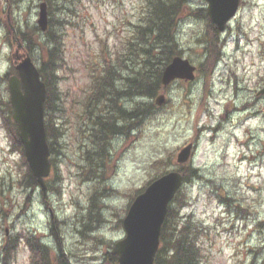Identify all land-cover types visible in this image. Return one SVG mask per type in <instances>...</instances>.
<instances>
[{"label": "rangeland", "instance_id": "rangeland-1", "mask_svg": "<svg viewBox=\"0 0 264 264\" xmlns=\"http://www.w3.org/2000/svg\"><path fill=\"white\" fill-rule=\"evenodd\" d=\"M41 2L6 0L7 7L0 10V26L6 29V22L15 31L20 28L22 32L31 34L34 41L32 49H44L37 43L38 34L35 35L32 29L37 19L34 24L31 22L33 15L38 18ZM144 5L145 0H58L47 7V24L51 34L56 27H60L57 22L67 23L58 33L65 49V64L58 73V90L65 112L55 122L58 124L55 129L59 131L56 130L58 136L54 139L45 197L39 187L25 185L28 167L24 155L12 147L13 142L3 126L0 112V129H3L4 139L9 144L6 157L0 156V234L4 237L0 246V259L4 258L6 249L11 248L7 264H31L34 256L26 239L36 238L40 243L42 235L34 233L36 228L45 223L43 217L47 219L48 234L56 245L54 252L47 247L52 264H72L70 248L73 246L72 238L76 236L79 240L75 244L84 253L82 259L94 262V253L103 241L96 238L93 242L89 234L105 222L100 212L109 206L102 204L101 199L114 195V190L107 182L119 171L117 161L124 159L131 144L142 136L143 132L138 130L144 129L157 117L165 124L172 121L175 127L176 121L172 117L177 113L191 125L187 130L188 139L182 147L191 144L194 153L183 166L175 162V157V166L177 169L184 167L186 172L189 169L197 170V179L203 182V186L213 189L206 195L194 186L189 191L186 187L189 179L177 196L179 224L190 221L200 231L198 239L204 255L201 264H213L215 258L212 250L221 251L216 246L222 238L237 243L233 257L251 256L249 264H256V259L264 254V219L261 218L264 214V203H261L264 200V113L260 111L259 117H253L249 107L253 102L251 85L254 86L258 64L254 54L256 49H264V32L256 28L245 30L243 25L235 28L230 26L238 14L251 13L255 16V5L250 6L247 0H240L235 17L228 23L227 29L219 34V42L214 48L206 49L209 44L207 21L197 18L191 11L201 8L206 10L207 5L203 0H194L179 16L178 25L190 20L203 22L202 35L195 41L197 48L189 49L186 58L198 69L195 79L191 82L176 81L166 89L161 88L152 100H146L152 103L151 112L137 120L135 127L131 121L127 122L126 127L123 123V131L111 137L102 152L91 144L89 133L83 134L87 121L84 115L85 93L90 88L93 69L103 63H114V66L120 64L118 67L121 72H131V57L123 56L124 60L117 63V53L122 54L123 49H131V31L139 22ZM5 38L10 42L9 60L12 67L4 75H11L12 54L16 44L7 35ZM224 49H227L229 58H224ZM233 49L238 50L235 52ZM180 51L184 57L183 50ZM30 56L36 63L37 59L45 55L41 51L39 56L33 53ZM219 57L220 60H217ZM2 77L0 101H6L8 94L6 97L3 88L4 85L7 87V83ZM169 90L175 93V100L169 97ZM160 94L164 95L165 101L157 106L155 98ZM238 100L243 103H232ZM226 126H231V132L221 137ZM88 152H94V155ZM206 161L209 162V168H215L218 176L225 171L228 173L227 176H221L222 183L228 184V192L222 190V185L201 175L208 169L196 165H203ZM172 163V158L154 161L152 167L155 175L128 191V203L117 206L115 215L110 218L115 228L112 235L119 232L124 234L122 219L135 192L144 189L147 182L163 170H169L166 164ZM37 190L39 207L33 213L32 221L36 228L16 231V226L30 219L29 212ZM53 197L57 207L63 211L64 219L57 217ZM253 240L255 243L252 247L246 250L241 247ZM116 241L103 248V264H110L109 251ZM88 252L93 254L89 255ZM237 264H245V261L239 259Z\"/></svg>", "mask_w": 264, "mask_h": 264}, {"label": "trees", "instance_id": "trees-1", "mask_svg": "<svg viewBox=\"0 0 264 264\" xmlns=\"http://www.w3.org/2000/svg\"><path fill=\"white\" fill-rule=\"evenodd\" d=\"M49 7L52 2L58 0H42ZM194 0H145L144 9L139 22L134 25L130 35L131 49H123L122 54L117 53V60L122 62L123 56H130L132 63L131 72L127 77L121 75L120 64L114 66V63H103L97 68H94V73L90 79V88L85 93L86 103H84V115L87 116L83 134L89 133L88 139L94 147H97L100 152L105 150L109 144L111 137L120 134L123 131V125L117 124L118 120L132 122V126H136L137 120L146 117L151 112L152 103L146 101L141 107L135 111H124L119 100L122 96H141L146 100H152L161 90V73L163 69L176 56H181L179 46L174 41V33L177 30L179 16L184 12L185 8L192 4ZM194 16L207 21L208 24V39L209 44L206 49L214 48L219 42V32L209 21L206 10L196 9L191 11ZM60 27L54 29L53 34L49 30L45 33L46 41L40 44V52L43 51L42 59L36 60V65L40 74L41 80L46 87V99L44 102V124L46 129L47 141L50 152L53 151L54 139L58 133L55 122L59 120L58 116L64 114L60 90H58V82L60 80L59 71L65 64V49H63L60 41L61 35L58 34L61 28L67 23L57 22ZM6 25V35L8 39L14 42V33L9 25ZM52 25V24H51ZM52 27V26H51ZM35 35L40 33L37 26L32 28ZM53 30V27H52ZM31 32V31H30ZM32 33H34L32 31ZM15 35L20 38V42L25 47L23 51L29 55L33 53L32 45L34 41L31 34L19 31L16 29ZM54 36V37H53ZM52 43L53 47L48 48L47 44ZM210 59V58H209ZM208 59V61H209ZM7 83L8 74L2 77ZM122 80L124 87L122 90L115 88V81ZM7 97V87L4 85ZM3 99V98H1ZM0 112L2 113L3 126L7 131L13 144L14 150L23 151L22 145L18 138L17 125L12 121V109L8 99L0 101ZM58 127V126H57ZM89 155H94V152H88ZM51 161V160H50ZM93 163V162H92ZM91 163V164H92ZM179 170L184 171L183 182L186 184L192 176L197 177V170L186 169L182 167ZM169 172L163 170L152 180ZM28 187H37L35 179L31 176L29 169L26 175ZM151 180V181H152ZM151 181H148L150 183ZM142 189L135 192L134 196L140 193ZM173 198L168 207L167 215L161 227L159 237V248L155 255L154 264H201L203 259V247L198 239L197 225H193L190 221L179 224V207L177 196ZM93 208V204H91ZM178 218V219H177ZM177 219V220H176ZM26 244L30 247L33 253L32 264H52V259L49 257L46 246L40 244L36 238L26 239ZM11 248L4 252V261L8 260V255ZM108 262L116 264V258L108 255ZM3 262V259H2ZM61 264V263H59Z\"/></svg>", "mask_w": 264, "mask_h": 264}, {"label": "clouds", "instance_id": "clouds-1", "mask_svg": "<svg viewBox=\"0 0 264 264\" xmlns=\"http://www.w3.org/2000/svg\"><path fill=\"white\" fill-rule=\"evenodd\" d=\"M249 5H255V16L251 13L245 15L243 13L238 14L236 18L232 21L231 27L235 28L237 25H243L244 29L256 28L257 30L264 32V0H247ZM7 7L6 0H0V10ZM37 17L33 15L31 17V22L34 24ZM227 19V17H225ZM203 22L201 21H187L177 26V30L174 33V41L178 44L179 49L183 50L184 57L187 58L189 55V49H196L197 45L195 41L202 35ZM6 29L0 26V77L5 73L9 72L12 65L9 60V55L11 48L9 47L10 42L6 40ZM46 36L43 33L38 34L37 43L42 44L46 41ZM47 47L50 49L53 47L52 43H48ZM40 49L35 48L33 50L34 56H39ZM122 76L127 77L128 72H122ZM124 87V82L122 80L115 81V88L119 91ZM168 95L171 99L175 100L176 95L172 91H168ZM146 103V98L141 96H122L119 100L121 108L126 112L135 111L138 107H141ZM234 104H241L243 101H232ZM252 110H258L264 113V102H257ZM172 120L176 121V126H172V121H168L167 124L158 117L153 119L147 124V126L138 131H142V136L131 144L128 152L125 153V158L117 161L119 171L116 175L108 180V185L114 190V195L108 198H102L101 203L108 205V208L101 209V216L104 218L105 222L101 224L95 231L91 232L89 235L95 242L96 238L103 241L99 248H97L94 253L96 259L94 262H86L82 259L84 255L83 252L79 250L76 246L75 241L79 240V237H73V246L70 248L71 252V262L72 264H103L101 259L103 255V248L111 245L114 240L123 239V232H119L117 235H112L115 230L114 225L110 222V218L115 215L114 209L120 205H126L128 203L127 193L130 189L135 188L137 185H141L144 181L150 179L155 175V169L152 167L153 162L157 160L168 158L173 159V163L166 166L171 171H176L178 175H185L186 173L182 170L176 168L174 163V158L179 153L181 147L184 145L185 141L188 139V131L191 125L188 124L187 120L177 113L172 117ZM124 121L118 120L117 124L122 125ZM231 132V126H226L224 132L220 135L225 137L227 133ZM155 134V135H154ZM135 135V133H133ZM5 133L3 129H0V146H2L3 151L0 152V156L6 157L7 150L9 147L8 141L4 139ZM123 143V138H121ZM131 161V163H129ZM197 167H202L203 169H208L207 172H202L201 175L207 180H212L218 185H222V190L224 192L229 191L227 183H222L221 176H227L228 173L225 171L218 176L216 174L215 168H209V162H204L203 165H196ZM196 187L201 191L202 194L206 195L210 193L213 189L210 186H203V182L197 179L196 176H192L186 187L191 191L192 187ZM15 195V193H13ZM53 199V207H57L55 203V197ZM264 203V200L261 201ZM39 207V194L37 190V195L34 197L32 209L29 212L30 219L28 222L16 226V231L29 230L36 228V225L32 222L34 220L33 213ZM56 215L60 219H64L63 211L57 207ZM264 219V214L261 216ZM45 223L39 228H36L34 234H41L42 238L40 243L53 252L55 251V241L49 233L47 227V219L43 217ZM3 235L0 234V246L3 244ZM255 241L242 245L241 247L246 250L248 247H252ZM220 249L217 252L213 249L214 261L213 264H237V260L243 259L245 264H249L252 260L251 256H237L233 257V252L237 251V243L235 241H227L222 238L216 246ZM87 251V249H86ZM92 255V252H88ZM2 264V261H0ZM256 264H264V254L256 259Z\"/></svg>", "mask_w": 264, "mask_h": 264}, {"label": "water", "instance_id": "water-1", "mask_svg": "<svg viewBox=\"0 0 264 264\" xmlns=\"http://www.w3.org/2000/svg\"><path fill=\"white\" fill-rule=\"evenodd\" d=\"M204 1L207 4L206 13L210 22L218 31L223 32L226 23L234 17L239 0ZM37 25L41 31L47 29L44 2L39 5ZM18 53L19 49H16L13 55L16 61L20 60ZM15 70L17 74L8 80L12 119L18 126L19 139L31 175L45 196V179L50 171L49 148L44 126L45 85L28 55L21 58ZM194 71L195 67L189 60L176 56L163 69L161 84L166 87L175 80L192 81L195 78ZM164 101V95H159L155 99L158 106ZM191 148L192 145L188 144L179 151L176 155L177 164L188 162ZM182 184V175L170 171L152 181L135 197L122 221L125 236L114 243L111 249V255L116 256L117 264H154L168 206Z\"/></svg>", "mask_w": 264, "mask_h": 264}, {"label": "flooded vegetation", "instance_id": "flooded-vegetation-1", "mask_svg": "<svg viewBox=\"0 0 264 264\" xmlns=\"http://www.w3.org/2000/svg\"><path fill=\"white\" fill-rule=\"evenodd\" d=\"M227 27H228V24H227L225 30L227 29ZM24 46L22 45V49L25 48ZM233 50L236 52L238 49H233ZM22 55H23V52L20 50V57ZM224 58H229V54L227 53V49L224 51ZM231 58H232V55H231ZM254 58L256 59V61H258V64L256 67L257 68L256 75L254 76L255 81H253L254 86L251 85V87H253V96H252L253 102L249 106V107H251L250 110H252L254 108L255 103L264 102V92H263V90H264V66L262 65V63H264V49H256V52L254 54ZM14 63H16V62H14ZM197 71H198V69L196 68V72ZM259 112L260 111H258V110H257V112L252 110L251 116L259 117ZM126 124L127 123H125V127H126ZM193 152H194V147L192 149V153Z\"/></svg>", "mask_w": 264, "mask_h": 264}, {"label": "bare ground", "instance_id": "bare-ground-1", "mask_svg": "<svg viewBox=\"0 0 264 264\" xmlns=\"http://www.w3.org/2000/svg\"><path fill=\"white\" fill-rule=\"evenodd\" d=\"M236 109V108H235ZM234 111H236V110H234Z\"/></svg>", "mask_w": 264, "mask_h": 264}]
</instances>
